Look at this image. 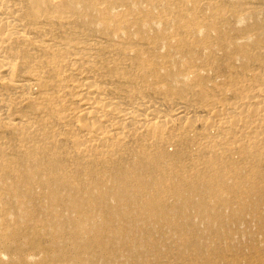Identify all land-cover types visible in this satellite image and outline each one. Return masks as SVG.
Returning a JSON list of instances; mask_svg holds the SVG:
<instances>
[{
  "label": "bare ground",
  "instance_id": "obj_1",
  "mask_svg": "<svg viewBox=\"0 0 264 264\" xmlns=\"http://www.w3.org/2000/svg\"><path fill=\"white\" fill-rule=\"evenodd\" d=\"M260 1L0 0V264L199 261L168 223L224 187L264 201Z\"/></svg>",
  "mask_w": 264,
  "mask_h": 264
},
{
  "label": "rangeland",
  "instance_id": "obj_2",
  "mask_svg": "<svg viewBox=\"0 0 264 264\" xmlns=\"http://www.w3.org/2000/svg\"><path fill=\"white\" fill-rule=\"evenodd\" d=\"M242 1L248 2L250 0ZM255 1L259 3L260 0ZM259 186L260 187H252L250 189L253 191H262L263 186ZM230 190L231 189L227 187L222 189L220 193L222 196V202L217 193H215V195L210 197L209 203H200L196 206L189 207L187 211L186 218L188 219L186 225L183 219L178 218L175 219V222H173L174 224H167L168 228H166L169 229L171 227L172 231L168 230L169 234L167 233L166 237L169 238L165 239V242L169 245L168 248L172 251V254L177 253L180 250L178 244L180 248L182 246L178 241H174L175 244H173V240H170V236L172 237L174 231L178 232V230L183 236H185L186 241L188 239L193 240L191 244L195 247L194 250L199 249L197 251L202 252L203 259H200L199 261L193 259V262L189 259L184 262L185 264H189V262L190 264H264V201L260 200L259 204L255 205L251 201L242 198V196L246 195L244 191H238L235 189L231 190L232 192L235 191V193H232ZM197 191L203 195L210 194L209 190L205 191L204 189H199ZM112 192L119 193L113 190ZM168 197V203L156 202L153 204L156 213L151 215L157 214L159 210H165L167 212H170L171 209L179 210L180 206L188 204L187 200L184 199H180L179 203L181 204H179L178 199L173 193L168 194ZM257 197L260 198V194L257 193ZM238 198L241 200L238 201ZM24 204L29 209H32L34 206V204L28 200H25ZM214 206L218 207V212L234 214L236 217H234L232 222L225 220L222 223L211 219L208 217V212H210ZM114 207L118 211H120V209H128L127 205H114ZM135 216L142 217L138 213H135ZM5 218L7 219L6 216ZM147 218L148 216H144V220L148 223ZM191 220L193 224L198 226L196 229L191 227ZM36 224L40 227V230L37 233L40 232L42 236L45 235L43 238L52 237L58 234L62 235L56 220L46 221L44 219L41 222H36ZM147 225L148 224L144 225L145 230L148 229L147 227L151 226V223H149L150 226ZM17 229H19L24 235L29 234L30 236L37 238V233L32 235L31 231L25 230L21 225L17 226ZM197 235L200 236L197 237ZM2 237L3 234L0 229V240ZM1 242L3 243L2 240ZM178 263H180V261Z\"/></svg>",
  "mask_w": 264,
  "mask_h": 264
}]
</instances>
